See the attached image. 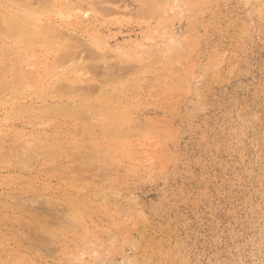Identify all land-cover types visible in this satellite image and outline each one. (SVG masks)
<instances>
[{"label":"rangeland","instance_id":"obj_1","mask_svg":"<svg viewBox=\"0 0 264 264\" xmlns=\"http://www.w3.org/2000/svg\"><path fill=\"white\" fill-rule=\"evenodd\" d=\"M15 1L0 0V264H264V0ZM23 8L77 40L7 33Z\"/></svg>","mask_w":264,"mask_h":264},{"label":"bare ground","instance_id":"obj_2","mask_svg":"<svg viewBox=\"0 0 264 264\" xmlns=\"http://www.w3.org/2000/svg\"><path fill=\"white\" fill-rule=\"evenodd\" d=\"M10 1H13V0H10ZM15 1V0H14ZM17 1V2H16ZM14 3H18V1L23 5L24 3V8L26 7V8H28L29 10H31L30 8V6L29 5H31V6H33V4H32V2L30 1V3H28V0H23V2H21L20 0H16ZM13 3V4H14ZM19 3V4H20ZM27 3V4H26ZM20 4V5H21ZM29 4V5H28ZM40 4H42L41 2H40ZM21 5V6H22ZM25 5H27V6H25ZM20 6V7H21ZM48 5H46V7H47ZM23 7V6H22ZM21 7V8H22ZM75 7H78V9H79V4L78 5H75ZM20 8V9H21ZM24 8L22 9V12H20V9H19V11L16 9V13H14V11L13 10H11L10 12H12L13 11V13H12V15H10V16H8V17H6V19H7V21H6V25H5V27H6V32L8 33V32H10L11 30V33H9V34H13V35H15V33L17 34V35H15L16 37L19 35L17 32H19L20 33V31H21V34L23 35V32L24 31H26V32H28V34L29 33H31V36H32V34H33V37H31V39H35V35L37 36V38H41V37H43V36H45L48 32H53L54 34H53V36L54 35H59V36H63V38L64 37H68V38H70V39H73V40H77L76 38V35L74 34V32L73 31H70V29H68V28H66V26L64 27V26H61V23L60 24H58L55 20H51V18L49 19H45V18H47V17H44V18H40V17H38L39 15H40V13H39V15L38 16H36L35 15V13H32V11H28V9L26 10L25 9V11H28L27 12V16L25 15L26 13H25V11H23L24 10ZM45 8V7H44ZM118 8V7H117ZM121 8V7H120ZM69 9V8H68ZM122 9V8H121ZM124 9H126L125 7H124ZM57 11V10H56ZM62 11V10H61ZM69 11H70V9H69ZM68 11V12H69ZM118 11H119V8H118ZM17 12H19V13H21V15L19 14V13H17ZM67 12V13H68ZM120 12V11H119ZM118 12V13H119ZM24 15H23V14ZM56 13H58V12H56ZM64 13V12H63ZM70 13V12H69ZM62 14H60V16H61ZM63 15H65V14H63ZM2 16V15H1ZM43 17V16H42ZM3 19V18H2ZM5 19V20H6ZM5 20H3V21H5ZM58 21V20H57ZM60 21V20H59ZM63 24V23H62ZM64 25V24H63ZM0 27H2L1 25H0ZM3 28L4 27H2V31L4 32V30H3ZM5 29V28H4ZM74 30V29H73ZM12 32H14V33H12ZM171 33H173V35H175L174 34V32H171ZM1 35H3L2 33H0ZM5 35H6V33H4ZM20 34V36H22ZM4 35V36H5ZM172 35V34H171ZM3 36V37H4ZM7 36V35H6ZM24 36H25V34H24ZM18 38H20V37H18ZM28 38V37H27ZM53 38V37H52ZM59 38V37H58ZM4 39H5V37H4ZM11 39V38H10ZM21 39V38H20ZM23 39L25 40L26 39V37H23ZM22 39V40H23ZM30 39V38H29ZM29 39H28V41H29ZM48 39V38H47ZM51 39V38H50ZM27 40V39H26ZM32 40V41H33ZM52 40V39H51ZM50 40V42H48V41H46V43L48 44H50V46H52V45H56V44H54L52 41ZM80 40V39H79ZM0 41H1V39H0ZM18 41H19V39H18ZM31 41V42H32ZM55 41H56V39H55ZM54 41V42H55ZM84 41V40H83ZM1 42H4V40L3 41H1ZM19 42H21V41H19ZM26 42V41H25ZM52 42V43H51ZM6 43V42H5ZM16 43V42H15ZM15 43H13V44H15ZM35 43V42H34ZM33 43V44H34ZM12 44V43H11ZM22 44H24V42L22 43ZM26 44H28V42H26ZM31 44L32 43H29V46H31ZM32 44V45H33ZM49 44H48V46H49ZM88 45H90L89 43H87ZM7 45V44H6ZM16 45V44H15ZM34 45H36V43L34 44ZM11 46V45H10ZM13 46V45H12ZM19 46V45H18ZM25 46V45H24ZM28 46V45H27ZM57 46V45H56ZM85 46H86V44H85ZM36 47H37V45H36ZM42 47H44V45L42 46ZM45 47H47V45L45 46ZM54 47V46H53ZM82 48H84V44H83V46H81ZM88 47V46H87ZM90 48H91V45L89 46ZM92 47H93V44H92ZM5 48V47H4ZM7 48V47H6ZM12 48V47H11ZM39 48V47H38ZM55 48H57V47H55ZM60 48V47H59ZM95 48H97V50H98V52H99V54L101 55V56H104L105 54H106V50H105V48H103V47H101V46H99V45H95ZM49 49V48H48ZM61 49V48H60ZM93 49V48H92ZM16 50V49H15ZM50 50V49H49ZM48 50V51H49ZM56 50H58V49H55V51ZM84 50H85V48H84ZM84 50L83 51H81V55H80V57H79V60L80 61H82V59H83V53H84ZM90 50V49H89ZM115 50V49H114ZM11 51V50H10ZM17 51V50H16ZM26 51V50H25ZM50 51H52V50H50ZM54 51V50H53ZM54 51V52H55ZM59 51V50H58ZM79 50H75V51H72V53L73 52H78ZM91 51V50H90ZM95 51H96V49H95ZM5 52H7V51H5ZM12 52V51H11ZM31 52V51H30ZM29 52V53H30ZM54 52H52V53H54ZM80 52V51H79ZM78 52V53H79ZM4 53V52H3ZM14 53H16V52H14ZM21 53V52H20ZM32 53H34V51L32 52ZM31 53V54H32ZM55 53H58V52H55ZM77 53V54H78ZM1 54V53H0ZM18 54V53H17ZM26 54V53H25ZM74 54V53H73ZM72 54V55H73ZM80 54V53H79ZM78 54V55H79ZM83 54V55H82ZM94 54V53H93ZM2 55V54H1ZM13 55V54H12ZM27 55H29V54H27ZM59 55V54H58ZM65 55V53L63 52V56ZM67 55V54H66ZM6 56V55H5ZM4 56V57H5ZM14 56H15V60H16V62H17V59L19 58H17V56H16V54H14ZM26 56V55H25ZM32 56V55H31ZM31 56H29V57H31ZM36 56H38V55H36ZM12 57V56H11ZM21 57H22V55H21ZM48 57H50V56H48ZM27 58H28V56H27ZM38 58V57H37ZM60 58H62L63 59V57H62V55H61V57ZM68 58V57H67ZM66 58V59H67ZM128 58V57H127ZM44 59H46V58H44ZM120 59V58H119ZM8 60H10V58H8ZM14 60V61H15ZM23 60V59H22ZM123 60H125V59H123ZM24 61V60H23ZM22 61V62H23ZM27 61V60H26ZM29 61H30V59H29ZM32 61V60H31ZM31 61H30V63H31ZM46 61H47V59L46 60H44V63H46ZM67 61V60H66ZM116 61V60H115ZM118 61V60H117ZM120 61V60H119ZM25 62V61H24ZM33 62H34V59H33ZM38 62V61H37ZM122 63H123V61H121ZM124 62H126V60L124 61ZM26 63V62H25ZM30 63H28V64H30ZM56 63H60L61 64V61H57ZM10 64H11V62H10ZM16 64V63H15ZM28 64H27V67L29 68V67H31L30 65L28 66ZM47 64V63H46ZM51 64H53L52 66H51V68H53V66H56V64L54 65V61L51 63ZM19 65V64H18ZM26 65V64H25ZM32 65H33V63H32ZM41 65L43 66V64L41 63ZM41 65H40V67H41ZM45 65V64H44ZM94 65V64H93ZM8 66V65H7ZM16 66V65H15ZM59 67H60V65H58ZM58 66H56L55 67V69L57 68L58 70L60 69ZM120 66V65H119ZM34 67V66H33ZM45 67L47 68L48 67V65L46 66L45 65ZM44 67V68H45ZM92 67V66H91ZM2 68V67H1ZM20 68V67H19ZM18 68V71L20 70ZM36 68V67H35ZM42 68V67H41ZM51 68H47L49 71H52V69ZM61 68H63V67H61ZM101 68V67H100ZM114 68V67H113ZM3 69H4V67H3ZM31 69V68H30ZM46 69V70H47ZM112 69V68H111ZM110 69V70H111ZM120 69H121V67H120ZM39 70V69H38ZM38 70H37V73H38ZM45 70V71H46ZM54 70V69H53ZM107 70H109V67H108V69ZM109 70V71H110ZM117 70V69H116ZM119 70V69H118ZM6 71V70H5ZM12 71H13V69H12ZM16 71H17V69H16ZM28 71V70H27ZM40 71V70H39ZM49 71H47L45 74H47ZM56 71V70H55ZM55 71H52V72H54L55 74H56V72ZM62 71H64V70H62ZM51 72V73H52ZM111 72V71H110ZM14 73V72H13ZM16 73V72H15ZM18 73V72H17ZM22 73V72H21ZM54 73H52V75L54 74ZM65 73H66V71H65ZM25 74V73H24ZM39 74V73H38ZM37 74V75H38ZM88 73L87 72H85V71H83L82 69H76V70H74L73 71V76H71L70 78L68 77V79L72 82V83H70V85H69V83H66V86H71V88H73L72 90L73 91H76L75 93H78L79 91H81V93H82V91H84L85 90V88H89L88 86H89V84H87L88 83V81H89V79H90V77L87 75ZM1 75H3V74H1ZM27 75V74H26ZM31 75V74H30ZM42 75V74H41ZM65 75V76H64ZM64 75H61V69L59 70V72L57 73V75H56V77L58 78V80H60L61 81V76H64V77H67L66 75L67 74H64ZM99 75V74H98ZM16 76H18V74L17 75H15V76H13V78L14 77H16ZM33 76V75H32ZM43 76V75H42ZM42 76H40V77H42ZM51 75H49V77H50ZM68 76H70L69 74H68ZM119 76H120V74H119ZM1 77V76H0ZM24 77V76H23ZM36 77V76H35ZM56 77H54V75H53V78L55 79ZM17 78V77H16ZM19 78V77H18ZM33 78V77H32ZM45 78V77H44ZM63 78V77H62ZM104 78V77H103ZM112 78H114V77H112ZM121 78V77H120ZM15 79V78H14ZM54 79H52V82H53V80ZM98 79V78H97ZM102 79V78H101ZM107 79H109V78H107ZM107 79H103L102 81H106ZM116 79V78H115ZM12 80V79H11ZM23 80V79H22ZM49 80V82H50V79H48ZM63 80V79H62ZM67 80V79H66ZM14 81H17V79L16 80H14ZM20 81V80H19ZM18 81V82H19ZM57 81V80H56ZM60 81H59V83H58V81H57V83L59 84H57L59 87H58V89L61 87L60 86V84H62V83H60ZM112 81H114V80H112ZM118 81V80H117ZM45 82V81H44ZM51 82V83H52ZM55 82V81H54ZM110 82V81H109ZM12 83V82H11ZM27 83V82H26ZM50 83V84H51ZM65 83V82H64ZM16 84V83H15ZM56 84V83H55ZM68 84V85H67ZM91 84V83H90ZM6 85V84H5ZM20 85H22V84H20ZM20 85H18V87L20 86ZM25 85H28L29 86V84H25ZM32 85V84H31ZM63 87H64V84L62 85ZM90 86H92V84L90 85ZM97 86V85H96ZM101 87H103V85H100ZM14 87V86H13ZM17 87V86H16ZM50 87V86H49ZM4 88V87H3ZM9 88V87H8ZM62 88V87H61ZM60 88V89H61ZM91 88V87H90ZM95 88V87H94ZM5 89H7L6 88V86H5ZM4 89V90H5ZM27 89V88H26ZM29 89V88H28ZM63 89V88H62ZM65 89V88H64ZM82 89H84V90H82ZM97 89V88H96ZM1 90V89H0ZM3 90V89H2ZM25 90V89H24ZM49 90V89H48ZM87 90V89H86ZM28 91V90H27ZM52 91V90H51ZM54 91H56V90H54ZM60 91V90H59ZM64 91V90H63ZM69 90L66 88V90H65V92L64 93H66V92H68ZM89 91V90H88ZM91 91V90H90ZM89 91V92H90ZM2 92V91H1ZM57 92V91H56ZM86 92V91H85ZM84 92V93H85ZM89 92H88V94H89ZM96 92V91H95ZM19 93H21L20 91H19ZM72 92L70 91V94H71ZM91 93V92H90ZM69 94V93H68ZM79 94V93H78ZM13 96V95H12ZM73 96V95H72ZM81 97V96H80ZM46 99V98H45ZM44 99V100H45ZM11 100V99H10ZM14 102V101H13ZM74 102V101H73ZM12 103V102H11ZM75 104V103H74ZM100 104V103H99ZM1 106V105H0ZM71 106V105H70ZM201 106V105H200ZM20 107H22V106H20ZM35 107V106H34ZM59 107V106H58ZM104 108H103V112L104 113H108L109 112V106L107 107V105L105 104L104 106H103ZM33 108V107H32ZM76 108H77V106H76ZM91 108H92V106H91ZM6 109V108H5ZM16 109V108H15ZM20 109V108H19ZM67 109V108H66ZM88 109V108H87ZM100 109H101V107H100ZM100 109H98L99 111L98 112H100L101 110ZM11 109H9V111H10ZM18 110V109H17ZM30 110V109H29ZM87 111V110H86ZM89 111V112H88ZM87 112L88 113H90V114H92V112H90V110H88ZM64 112V111H63ZM82 112V111H81ZM80 112V113H81ZM94 112V111H93ZM102 112V111H101ZM16 113V112H15ZM61 113V112H60ZM95 113H96V110H95ZM104 113H102L101 115H103ZM114 112H112L111 114L112 115H114L113 114ZM119 114H121L120 112H118ZM8 114V113H7ZM41 114V113H40ZM52 114V113H51ZM86 113H84V115H85ZM90 114H88V116H90ZM110 114V115H111ZM61 115V114H60ZM64 115H65V113H64ZM94 115V114H93ZM99 115H100V113H99ZM98 115V116H99ZM100 115V116H101ZM106 115V114H105ZM105 115H103L104 117H105ZM110 115H107V116H110ZM42 116H43V114H42ZM45 116H46V114H45ZM47 116H49V115H47ZM51 116V115H50ZM52 116H53V114H52ZM78 116H80V115H78ZM77 116V117H78ZM86 116H87V114H86ZM102 116V117H103ZM115 117H116V115H114ZM113 116V117H114ZM40 117H41V115H40ZM44 117V116H43ZM82 117V115L79 117V118H81ZM91 117V116H90ZM97 117V116H96ZM38 118H39V116H38ZM49 118V117H48ZM107 118H109L110 119V117H106V119ZM126 118V117H125ZM30 119H32V118H30ZM29 119V120H30ZM88 119V118H87ZM105 119V120H106ZM108 119V120H109ZM83 120V119H82ZM100 120V119H99ZM32 121V120H31ZM46 121V120H45ZM112 121V120H111ZM100 122V121H99ZM43 123V122H42ZM47 123V122H46ZM141 123V122H140ZM143 123V122H142ZM43 124H45V123H43ZM136 124H138V123H136ZM145 124V123H144ZM82 125V124H81ZM149 125V124H148ZM79 127V126H78ZM83 127V125L81 126V128ZM151 127V126H150ZM161 126H159L158 128H160ZM2 128V127H1ZM140 128H142V127H140ZM145 128V127H144ZM146 129H147V126H146ZM2 130V129H1ZM83 130V129H82ZM113 130V129H112ZM115 130V129H114ZM123 131V130H122ZM106 132H108V131H106ZM105 132V133H106ZM113 132V131H112ZM115 132V131H114ZM121 132V131H120ZM125 132H128L127 131V129H125ZM134 132V131H133ZM137 132H139V131H137ZM117 133H118V130H117ZM130 135H131V137H132V135L133 134H131L130 132H128ZM43 134H45V133H43ZM111 134V133H110ZM113 134V133H112ZM114 134H116V133H114ZM123 135V132L122 133H119V134H116V136H118V135ZM125 134V133H124ZM140 134V133H139ZM142 134H144V133H142ZM95 135V134H94ZM122 135H121V137H122ZM128 135V134H127ZM130 135H128V136H130ZM145 135V134H144ZM53 136V135H52ZM111 137H114V136H112V135H110ZM109 136V137H110ZM116 136H115V139H116ZM123 136H125V135H123ZM154 136V135H153ZM101 137V136H100ZM120 137V138H121ZM144 137V136H143ZM147 137H149L148 135H147ZM62 138V137H61ZM81 138V137H80ZM93 138H95L94 136H93ZM93 138H91V139H93ZM117 138H119V137H117ZM124 138V137H123ZM134 138V137H133ZM137 138V137H136ZM153 138V137H152ZM52 139V138H51ZM58 139V138H57ZM82 139V138H81ZM162 139V138H161ZM41 139H39V141H40ZM75 140V139H74ZM73 140V141H74ZM86 140V139H85ZM88 140V139H87ZM118 139H116V141H117ZM53 141V140H52ZM120 141V140H119ZM1 142V141H0ZM45 143V142H44ZM44 143H43V145H44ZM48 143V142H47ZM53 143V142H52ZM114 143V142H113ZM112 143V144H113ZM141 143V142H140ZM111 144V145H112ZM120 144V143H119ZM41 145V144H40ZM51 145V144H50ZM93 145V144H92ZM126 145H127V143H126ZM129 145V144H128ZM159 145V144H158ZM34 146V145H33ZM94 146H95V144H94ZM59 147V146H58ZM64 147V146H63ZM97 147V146H96ZM95 147V148H96ZM35 148V147H34ZM50 148V147H49ZM74 148V147H73ZM56 150H60L59 148L58 149H56L55 148V150L54 151H56ZM22 151V150H21ZM51 151V150H50ZM51 152H53V151H51ZM64 152V151H63ZM66 152V151H65ZM50 153V152H49ZM53 153H56V152H53ZM18 154V153H17ZM47 154H48V152H47ZM52 155V154H51ZM156 155H158V154H156ZM32 156H34V155H32ZM48 157H49V155H47ZM109 156V155H108ZM25 157V156H24ZM157 157V156H156ZM22 158V157H21ZM49 159V158H48ZM48 159L46 158V160L48 161ZM50 159H53L51 156H50ZM49 159V161H51ZM58 161V160H57ZM59 164V163H58ZM60 165V164H59ZM52 213V212H51Z\"/></svg>","mask_w":264,"mask_h":264}]
</instances>
